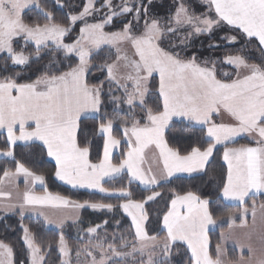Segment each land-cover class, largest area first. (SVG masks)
<instances>
[{
    "label": "snow or ice",
    "instance_id": "obj_1",
    "mask_svg": "<svg viewBox=\"0 0 264 264\" xmlns=\"http://www.w3.org/2000/svg\"><path fill=\"white\" fill-rule=\"evenodd\" d=\"M201 2L205 11L196 13L185 0H174V11L161 18L149 15L152 0L148 4L103 0L99 8L96 0H86L81 10H70L62 22L42 0H0V135L4 136L0 157L15 165L14 171L4 167L0 177V197L7 201L0 202V212L20 218L26 257L19 264H49L53 250L57 253L53 264H174L173 256L185 245L190 252L188 264H232L220 243L214 254L210 251L209 228L218 221L211 201L193 191L172 190L166 210L157 212L159 231L152 235L148 231L149 206L163 197L158 189L176 173H206L218 145L224 146L222 158L227 164L219 194L223 200L238 202L242 224L249 213L247 198L264 194V0ZM54 4L68 7L62 0ZM32 11L37 18L26 20ZM117 18H121L120 29L107 31ZM224 26H231L238 35L221 39L241 43V52L246 45H256L259 63L249 62L242 54L202 62L194 55H181L191 38L211 35ZM45 57L47 63L37 69L35 78L21 82V72L11 71L16 66L29 68ZM97 57L101 60L94 63ZM218 62L233 71L218 72ZM94 71L103 79L95 77L92 82ZM225 115L229 122L223 121ZM88 119L97 122L93 135L102 141L95 145L97 162L91 159L92 140L81 141L78 135ZM177 122L201 134L195 145L183 151L170 146L166 135ZM238 137L250 143L227 146ZM18 142H31L51 158L57 180L122 202L72 201L48 191L45 175L16 159ZM150 145L159 152V174L151 166L142 167ZM117 148L122 158L114 163ZM18 177H23L25 189L12 202L11 193L4 192L2 185L13 183L18 189ZM125 177L122 186L105 187L106 182ZM133 182L140 187L139 199L134 198ZM37 185L42 192L36 191ZM44 207L111 213L122 209L131 223L123 232L121 221L115 220L109 234L107 219L84 229L78 227V216L53 219L39 210ZM260 208L264 210V204ZM29 214L58 229L55 246L37 242L30 227L23 224ZM251 214L255 221V200ZM69 220L77 230L75 247L64 231ZM234 224L232 217L228 227ZM229 237L230 233L220 234L222 241ZM14 256V246L0 241V264H16ZM252 264H264V258Z\"/></svg>",
    "mask_w": 264,
    "mask_h": 264
},
{
    "label": "trees",
    "instance_id": "obj_2",
    "mask_svg": "<svg viewBox=\"0 0 264 264\" xmlns=\"http://www.w3.org/2000/svg\"><path fill=\"white\" fill-rule=\"evenodd\" d=\"M62 2L68 7L60 8L54 4V0H42V3L45 6L52 10L55 13L56 19L58 21L66 22L65 15L70 10H81L83 4L86 0H62ZM145 4H148V0H144ZM103 3V0H98L96 2V7L99 8ZM185 3L190 8V10H194L196 13H200L205 11V7L201 5L197 0H185ZM149 15L159 16L161 18L167 16L170 12L174 11V0H167V2L162 4H155L152 0V3L148 6ZM28 18L35 19L37 18L36 12L32 11L27 13L26 20ZM120 19L117 18L115 23L108 29L107 31H116L121 27ZM79 25H77L76 31L78 32ZM73 36L76 35V32H73ZM238 35V32H234L230 27L224 26L222 28H218L214 30L211 35H201L197 37L194 41L190 43V46L185 49L184 52H181V55L187 56H195L198 61L204 60H212L217 58H223L226 55H235L242 54L249 58V62H260L261 54L255 50L256 45H246V51L241 52V43L237 44H229L226 40H222L221 37ZM175 41L179 42V36L174 38ZM212 44H219V47L213 48L210 47ZM31 50V47L29 48ZM104 55H108L107 49L104 52ZM47 57L39 63H33L29 68H21L15 67L11 71L21 72L22 81L26 80L29 76L35 78L38 75L37 69H42L44 64L47 63ZM101 60L100 57H97L94 60V63H99ZM217 69L219 71H233L232 67L227 66L225 64L217 63ZM95 77H100L103 79L102 75L98 71H94L90 80L92 82H96ZM156 81H158L156 79ZM119 94V93H118ZM154 98V97H153ZM109 111H111V107L109 106ZM123 118V117H122ZM97 122L91 119L84 120L81 125V130L78 133L79 138L83 141L85 138L92 140L94 147L91 153V159L93 162H97V152L98 148L95 145H101L102 141L99 138V135H93L95 124ZM115 135L119 136V131L114 132ZM167 138L169 140L170 146L179 147L182 151L189 147V145H195L200 138L201 134L197 131L193 134L192 130L186 129L184 124L182 123H174L170 132L167 134ZM4 136L0 135V149L4 148ZM249 140L241 139L235 143L228 145V147H240L241 145L249 144ZM38 144V143H37ZM206 146V145H205ZM121 149L119 148V152L114 156L113 162H118L122 157L120 156ZM223 151L224 147L217 148L214 151L213 157L210 160L209 165H207V172L202 173L200 175L194 177H177L171 179L170 182L162 185L158 190L163 193V197L158 199L156 203H152L149 206V210L151 212V220L148 225L149 234H156L159 231V225L157 223V212H162L166 210V205L170 203L169 197L171 195L172 190L183 194L187 191H193L200 195L202 198L209 199L211 201V210L213 212L214 217L217 221L224 219L233 214H239L242 212V209L239 205H230L224 203L219 194V187L222 179L226 175L227 167L223 162ZM14 152L16 155V159L24 162L26 166L37 171L38 173H43L46 177V187L48 191L52 193H59L65 197H68L72 201H103L105 203L119 204L122 201L116 197H106L104 195H99L95 193H90L87 191L73 190L68 187H65L59 184L54 177L55 171V163L50 161L48 157L40 152L39 147L36 145H16L14 146ZM100 153L102 154V149H100ZM4 167H8L14 171L15 165L14 163L8 159H0V177L3 175ZM126 177L124 179H117L116 181H109L105 183V187H120L126 183ZM132 189L134 191V198L139 199L141 195L140 187L137 184H132ZM38 193L42 192V190H36ZM253 200H255L256 207L261 204H264V197L260 196L258 198H251L247 201L245 205L248 207L249 211H252ZM107 219L109 221L108 232L111 234L114 230V221L120 220L121 226L120 231L127 232L130 221L128 218L121 214L120 209H118L115 213L101 212V213H92L89 210H83L81 213V223H79L78 227L86 229L89 225H95L100 223L101 221ZM250 218H248V222ZM241 221H237L239 224ZM23 224L30 227L31 231L35 234L36 240L38 243L47 245L52 244L55 246L58 240V232L52 229H49L45 226L43 222L40 220H36L33 218L26 217L23 220ZM228 230V225H221L217 227L214 231H210L209 239H210V251L215 253L216 244L220 243V234L221 232H226ZM65 233L68 238V242L71 246H77V230L74 226H68L65 230ZM163 236V233H160ZM22 231L20 228V218L17 215H9L5 217H0V241L6 242L14 246L15 256L14 260L16 264H19L20 261L24 260L26 257L24 245L21 241ZM228 258L232 263H236L239 259L237 252L234 249H228ZM245 257V255L243 256ZM57 258V253L53 250L51 258L49 260V264H53V262ZM190 259V255L187 252L186 248L182 246L180 248V254L173 256L174 264H188Z\"/></svg>",
    "mask_w": 264,
    "mask_h": 264
},
{
    "label": "rangeland",
    "instance_id": "obj_3",
    "mask_svg": "<svg viewBox=\"0 0 264 264\" xmlns=\"http://www.w3.org/2000/svg\"><path fill=\"white\" fill-rule=\"evenodd\" d=\"M97 1L98 0H96V2ZM153 1L155 2V4H157V3L162 4V3L167 2V0H153ZM197 1L206 8L205 4H203L201 2V0H197ZM120 2H121V0H113V3H115V4H118ZM105 11H107V9H105ZM200 13H202V12L200 11ZM228 27L231 28V26H228ZM204 35H207V34H204ZM199 36H201V35H199ZM199 36H194L193 38H191L190 43L192 41H194ZM125 47H127V46H125ZM128 51L131 54L130 48H128ZM184 51H182V52H184ZM225 65H227V64H225ZM227 66H229V65H227ZM16 67L24 68L23 66H16ZM156 79L158 80V76L156 77ZM222 119L224 122H229V118L226 115L223 116ZM241 139H246V138L238 137L235 142H237L238 140H241ZM246 140H248V139H246ZM230 144H232V143H229L228 145H230ZM222 147H224V146L223 145L217 146V148H222ZM118 152H119V148L115 149L114 150V156ZM158 153H159L158 149H156L153 145H150L148 148L145 149V151H144V162L142 165V167L145 170H147L151 166L153 171H155L157 174H159V167L157 165ZM50 161H53V160L50 159ZM225 163L226 162H224V164ZM225 165L227 167V164H225ZM199 173L200 172L191 173V174H189V173H176L173 178L190 177V176L193 177L194 174L200 175ZM173 178H171V179H173ZM56 181L59 184L65 186V187H68L70 189H73V190L87 191V192L95 193V194H99V195L101 194L96 190L82 189L79 187L72 188L70 185L63 183L62 181H59L57 179H56ZM16 183L19 184L18 189L16 188L15 184H13V183L5 182L2 185L4 192H10L11 193V201L12 202H17L19 200V194L22 193L25 189L23 177H18L16 180ZM133 183L138 185V182H133ZM38 188H40L39 185L36 186V189H38ZM101 195H104V194H101ZM260 196L264 197V195L250 197L247 199V201L251 198H258ZM225 201L226 200H223L224 203H225ZM0 202H7V201H4L3 197H0ZM234 203H235V205H239L238 202H236V201ZM258 207H260V205ZM258 207H256L255 221L253 220L251 211H249L248 215L246 217H243V219L246 221L245 224H241V222H240L239 224H241V225L238 226L239 224L237 223V221H239V220L241 221V219H242L241 213H239V214H233V215H230L224 219H221L218 221V223L216 225L210 226V228H209V232L214 231L217 227H219L221 225H229L230 218H232V217L235 218V224L231 228L228 227V230H227L228 232L227 231L225 232V233H230L229 239H227L225 241H222V240L220 241V244L226 250L225 259L229 260L228 253H227L228 249H234L237 252L239 259L237 260L236 263H232V264H252V262H254L255 260L260 259V258H264V210H262L261 208L257 210ZM85 209L89 210L92 213H94V212L95 213L107 212V211H94V210L88 209V208H85ZM85 209H74L71 207L62 208V209H52L50 207H44V208L39 209V210L44 211L48 216L52 217L53 219L58 220V219H61L65 216H68V217H77L78 216L80 221H81V213ZM120 211H121V214L123 216H125L126 218H128L130 223H131V218L128 217L126 214H124L122 209H120ZM108 213H110V212H108ZM9 215H11V214H9ZM9 215H7V216H9ZM0 217H5V214L3 212H0ZM28 218H33V219L40 220L41 222H43L42 217H38L37 215H34V214H29ZM248 218H250L249 222H248ZM45 226L49 229H52V230H55L58 232V229L55 226H48V225H45ZM68 226H73L71 220H69L68 223L66 224L64 231L67 229ZM249 246L252 248V250H253L252 252H249ZM184 247L186 248V245ZM188 253L190 255V252H188ZM244 255H245V257H243Z\"/></svg>",
    "mask_w": 264,
    "mask_h": 264
},
{
    "label": "crops",
    "instance_id": "obj_4",
    "mask_svg": "<svg viewBox=\"0 0 264 264\" xmlns=\"http://www.w3.org/2000/svg\"><path fill=\"white\" fill-rule=\"evenodd\" d=\"M38 143V142H37ZM31 144V142H29V145ZM17 145H25V143L24 142H18L17 143ZM16 146V145H15ZM158 155H159V153H158ZM49 158V157H48ZM0 159H4V157H0ZM51 158H49V160H50ZM53 163H54V161H52ZM226 164V163H225ZM203 172H200L199 174H202ZM196 174H194V176H195ZM193 176V177H194ZM197 176V175H196ZM190 177H192V176H190ZM36 190H42V188L40 187V188H38V189H36ZM259 195H264V194H257L256 196H259ZM248 199V198H247ZM235 201H225V203H227V204H230V205H235V203H234ZM237 204V203H236ZM258 209H260V207H258L257 208V210ZM108 212V211H107ZM242 224V223H241ZM241 224H239L238 226H240ZM228 232V231H227Z\"/></svg>",
    "mask_w": 264,
    "mask_h": 264
}]
</instances>
